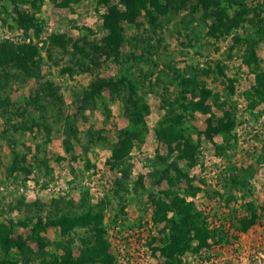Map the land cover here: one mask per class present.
Segmentation results:
<instances>
[{"label":"rangeland","instance_id":"374dc122","mask_svg":"<svg viewBox=\"0 0 264 264\" xmlns=\"http://www.w3.org/2000/svg\"><path fill=\"white\" fill-rule=\"evenodd\" d=\"M263 83L264 0H0V264H264Z\"/></svg>","mask_w":264,"mask_h":264},{"label":"trees","instance_id":"16d2710c","mask_svg":"<svg viewBox=\"0 0 264 264\" xmlns=\"http://www.w3.org/2000/svg\"><path fill=\"white\" fill-rule=\"evenodd\" d=\"M109 1V0H108ZM124 3L126 4V6L129 8V14L131 15V18H133L134 20L136 19V17H138L139 15H143L144 13H146V15L149 18L153 17V14H165L167 8L172 4V2L174 0H123ZM117 31L116 29H114L113 32ZM99 49H102L101 47H98ZM104 82V81H102ZM264 85V83H263ZM257 92V91H256ZM257 97L260 100H264V89L262 92H258ZM55 92H48L46 91V93H44V95L35 98L34 100L38 103L39 100L42 99H47L49 98L51 99H55ZM257 99V98H256ZM58 101H62V98H59ZM41 102V101H40ZM223 110V109H222ZM226 118H228L229 122L228 124L225 122ZM217 123L215 125L211 124L209 126V131H214V132H221L223 130H226L227 127L230 126V124L232 123V118H231V114L228 111H224V117L218 118V120L216 121ZM211 133V132H210ZM114 161L115 166L116 167H120L122 165V155L121 152H115L114 153ZM161 204H159L160 206ZM92 220V217L90 216H86V217H64L58 221H50V222H43L42 220H39V222L36 224V230H40V229H44L47 226L50 225H56L60 228H62V230L64 232H67L68 230H70L71 228L75 227L78 224H84L87 225L90 223V221ZM256 220L251 219L249 222H242V227L241 230L242 231H247L251 226H253L255 224ZM196 232V239L198 240L199 244H198V249H202L204 247L209 246V240L211 238H214V234L212 233V231H210L207 227H196L195 229ZM184 240V233L182 232H178V234L174 235V247H181L182 245V241ZM6 246L9 248L10 246H17L18 248L20 247L22 250L25 249L24 246V240H12V239H8ZM100 246V245H99ZM103 248V247H102ZM101 246L100 247H95V248H89L88 251H85L84 254L82 255L81 259H80V263L78 264H82L84 261L88 260V259H96L97 257H99L101 255ZM69 257L71 256L70 252H67Z\"/></svg>","mask_w":264,"mask_h":264}]
</instances>
